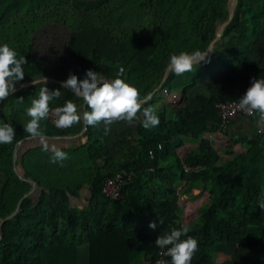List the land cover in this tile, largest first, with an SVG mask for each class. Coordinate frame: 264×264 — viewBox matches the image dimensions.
<instances>
[{
	"label": "trees",
	"instance_id": "obj_1",
	"mask_svg": "<svg viewBox=\"0 0 264 264\" xmlns=\"http://www.w3.org/2000/svg\"><path fill=\"white\" fill-rule=\"evenodd\" d=\"M228 1L0 0V46L7 43L28 61L24 80L16 82V88L44 77L64 82L75 74L83 80L89 69L113 80L123 68L120 78L135 85L143 97L161 84L171 55L208 48L228 17ZM263 22L264 0H239L234 21L209 62L180 76L171 72L161 91L188 92L232 67L238 75L223 81L218 97L193 100L191 105L200 111L184 110V115L168 120L156 109L160 123L151 129L142 126L141 114L135 134L124 139L129 147L122 157L115 156L101 122L88 127L83 145L69 147L65 139L54 137L78 135L84 120L60 130L47 117L40 123L49 144L68 154L62 164L50 162L53 153L25 131L31 119L26 110L30 99L47 86L62 93L50 102V112L69 99L83 112V100L61 85L41 83L0 101V124L11 123L16 133L11 144H0V222L31 192V181L36 184L19 213L2 225L0 264H79L85 245L89 264H131L140 253L154 264L160 249L157 238L183 226L178 191L182 183L188 184L187 194L201 185L211 193L199 218L187 226L188 235L198 240L192 264H210L217 244L264 247V209L259 207L264 198V138L249 142L243 154L234 149L235 141L230 142L224 153L235 157L226 162L217 145L203 138L217 129L210 128V122H220L217 103L241 99L249 81L264 78V66L247 65L260 44ZM50 24L68 30L72 63L50 65L34 56L35 34ZM157 95L143 107L156 108ZM185 138L201 139L199 150L181 152ZM122 170L133 172L135 178L124 188L125 197L113 201L102 188ZM85 189L89 201L81 207L74 199ZM153 222L155 229L149 227Z\"/></svg>",
	"mask_w": 264,
	"mask_h": 264
},
{
	"label": "clouds",
	"instance_id": "obj_2",
	"mask_svg": "<svg viewBox=\"0 0 264 264\" xmlns=\"http://www.w3.org/2000/svg\"><path fill=\"white\" fill-rule=\"evenodd\" d=\"M207 53L197 50L193 53L181 52L170 57L168 69L177 76L191 72L194 65L201 61L209 62ZM28 61L25 56H19L16 50L7 43L0 46V101L17 91L16 82L24 80V65ZM124 69L120 68L117 78L113 80L99 76L97 71H86L83 80L75 74L63 82L62 89H71L74 96L83 100L87 109L78 110V105L69 99L64 106L53 111L57 117L54 121L56 127L67 128L84 120L89 126L103 122L105 134L111 131V125L117 121H126L132 125L138 114H142V126L151 129L159 125L160 120L154 106L143 107L151 99V94L141 96L140 90L125 79L120 78ZM47 82V81H46ZM35 83V81H34ZM61 89L49 90L47 86L39 89L36 98H31L30 107L26 112L31 119L25 125V131L32 137L39 138L45 151H51L52 164L61 163L68 159V154L55 144L50 145L41 127V121L47 119L50 113V102L61 96ZM23 97L19 101L23 103ZM238 108L248 114L259 113V123L264 125V78H253L251 86L238 101ZM15 129L11 123L0 124V144H11L15 137ZM259 207L264 209V198L259 202ZM162 222V221H161ZM149 227L155 229V222ZM189 228L181 226L172 229L169 233L160 235L155 244L161 249H167L171 257V264H191L193 256L198 251V240L188 235ZM182 237H187L182 239Z\"/></svg>",
	"mask_w": 264,
	"mask_h": 264
},
{
	"label": "crops",
	"instance_id": "obj_3",
	"mask_svg": "<svg viewBox=\"0 0 264 264\" xmlns=\"http://www.w3.org/2000/svg\"><path fill=\"white\" fill-rule=\"evenodd\" d=\"M219 27V26H218ZM218 29V28H217ZM37 58H42L46 63H48L46 56H38ZM60 62V61H59ZM57 63H48L50 65H55ZM259 63L264 66V22L262 37L260 39V44L255 48V50L250 54L248 63L255 64L259 66ZM238 75V70L236 67L229 69H224L217 72L216 76L211 79H207L204 82L194 86L190 91L186 92L185 89L180 91L169 93L168 95L164 91H157V105L156 109L165 115L168 120H176L179 116L184 115V110L188 113H194L200 111V107H195L191 105V102L197 97H204L207 99L218 97L220 94V88L223 81L226 78H235ZM247 76V75H246ZM252 81H249L251 85ZM185 94L186 98H183ZM139 119H137L132 125H129L126 121H117L111 125V131L108 132L110 147L115 151V156L122 157L123 152L129 147L123 144L124 139L135 134V129L139 123L141 114H138ZM103 125L104 123L101 122ZM218 125L217 122H210V128H215ZM105 126V125H104ZM216 132V129L204 134L203 138H208V136ZM79 138V137H78ZM72 139H65L61 137L57 139L62 141L65 139L66 142H73ZM258 138H264V125L259 123V113L253 117H240L235 119L228 130L223 133H218L217 138L213 141L217 147L221 150V155L223 157V162L232 160L235 155L225 154V147L232 141H235L234 149L237 150L238 154H243L247 151V144L252 140H257ZM200 141L193 140L191 138H185V145L181 149L182 151L197 152L200 148ZM187 183H182L179 188V194L182 196L181 210L182 219L186 226L193 224L200 216V210L203 206L207 205L203 203V199L207 192L210 190L206 188L205 185L194 187L190 192H187ZM89 193V192H88ZM211 195V193H210ZM74 203L79 206H85L89 201L88 197L81 193L78 198L74 199ZM205 201V200H204ZM206 202V201H205ZM190 209L197 210L194 221H190L186 218L188 216V211ZM86 246V245H85ZM84 246L80 248L82 250ZM88 249V246H87ZM88 263H89V251H88ZM131 264H149L144 255H140L138 259L133 261ZM210 264H264V247L250 246L241 248L232 243H222L217 244L214 247V259Z\"/></svg>",
	"mask_w": 264,
	"mask_h": 264
},
{
	"label": "built area",
	"instance_id": "obj_4",
	"mask_svg": "<svg viewBox=\"0 0 264 264\" xmlns=\"http://www.w3.org/2000/svg\"><path fill=\"white\" fill-rule=\"evenodd\" d=\"M164 93L167 95L169 94L166 90L164 91ZM239 100L240 99H226V100L220 101L219 103L216 104V109H217L218 115L220 117V122L217 125L216 132L211 133L208 136V138H206V139H209L211 141H215L217 138V134L226 132L235 119L240 118V117H253V116H256L258 114V113L248 114L245 111L240 110L238 108V101ZM48 118H49L51 124L54 127H56L54 121L57 119V117H56L53 110L49 113ZM56 128H58V127H56ZM58 129L67 130V129H69V127L58 128ZM150 155H151V159H154V157H155L154 153L150 152ZM149 170L154 171L153 168H150ZM134 178H135V174L133 172L122 170V171L118 172L115 176L107 179V181L105 182V184L102 188V194L106 198L111 199L113 201L121 200L125 197V195L123 193L124 188L127 185L133 183ZM181 197L182 196L180 195L179 206L181 205V203H183ZM196 212H197V210L190 209L187 212L188 216L186 215V218L190 221H194V218L196 216ZM182 224H183V226H186L184 224V222H182ZM166 253H167V249H161L160 248L158 253H157L154 264H168V257L169 256Z\"/></svg>",
	"mask_w": 264,
	"mask_h": 264
},
{
	"label": "rangeland",
	"instance_id": "obj_5",
	"mask_svg": "<svg viewBox=\"0 0 264 264\" xmlns=\"http://www.w3.org/2000/svg\"><path fill=\"white\" fill-rule=\"evenodd\" d=\"M68 37V30L61 26L50 24L43 27L35 34V50L33 52L34 56H46L48 63H57L63 60L67 63H72L71 53L68 48ZM66 144L69 147L81 146L84 144V138L81 136L78 139L73 140V142H67ZM2 182L3 179L0 177V185ZM88 192V189H85L83 192L86 197H88ZM210 198V192H207L205 198L203 199L204 205L209 203ZM137 255L138 256L136 259H138L140 255L142 256L143 254L140 253ZM79 264H89L87 246H84L80 251Z\"/></svg>",
	"mask_w": 264,
	"mask_h": 264
},
{
	"label": "water",
	"instance_id": "obj_6",
	"mask_svg": "<svg viewBox=\"0 0 264 264\" xmlns=\"http://www.w3.org/2000/svg\"><path fill=\"white\" fill-rule=\"evenodd\" d=\"M238 2H239V0H229V1H228V17L226 18L225 21H223V22L219 25V27H218V29H217V33H216V37H215V39L210 43V45L208 46V48H207L204 52H202V53H207V52H208V54H207L208 58L213 54L214 50H215L216 47H217V44L221 41V39H222V37H223V35H224V32H225V30L227 29V27H228V26L234 21L235 14H236V9H237V6H238ZM203 63H204V62L201 61V62L199 63V65H200V64H203ZM170 73H171V71H169V69L167 68V69H166V72H165V76H164L163 81H162L161 84L158 86V88L155 89V90L151 93V98L157 93V91H159L160 89H162V87H163L164 83L166 82L167 78L169 77ZM106 79H108V78H106ZM109 80H112V79H109ZM34 81H35V83H34ZM46 81H47V82H46ZM45 82H46V83L57 84V85H62V84H63V81H59V80H56V79H53V78H50V77H44V78H39V79H35V80H30V81H26V82L22 83L19 87H17V91H16L15 93H17V92H19V91H22V90H24V89H26V88H29V87L35 86V85H38V84H41V83H45ZM67 90H69L70 92H72L71 89H67ZM72 93H73V92H72ZM13 94H14V93H13ZM11 95H12V94H11ZM9 96H10V95H9ZM183 98H184V99L186 98L185 94L183 95ZM83 108H84V111H85V110L87 109L86 105H84ZM88 127H89V125H87V124L84 122V128H83V130H82L78 135H76V136H66V137H63V138H65V139H72V138H78V137H81V136L85 135V133H86L87 130H88ZM60 138H61V137H54V139H56V140H57V139H60ZM19 144H20V143H19ZM16 161H17V151H15V154H14V163H16ZM16 171H17V170H16ZM17 173H18V172H17ZM31 183H32V185H33L31 192H29L28 194H26L25 196H23V198L20 199V201H19V203H18V205H17V208H16L15 212H14L12 215L8 216L7 218H5L4 220H2V221L0 222V231H1V228H2L3 223H4L5 221H7V220H10V219L13 218L15 215H17V214L19 213V211H20V208H21V206H22L24 200L36 190V184H35V182H34V181H31ZM1 239H2V236L0 235V240H1Z\"/></svg>",
	"mask_w": 264,
	"mask_h": 264
},
{
	"label": "bare ground",
	"instance_id": "obj_7",
	"mask_svg": "<svg viewBox=\"0 0 264 264\" xmlns=\"http://www.w3.org/2000/svg\"><path fill=\"white\" fill-rule=\"evenodd\" d=\"M194 210V209H193Z\"/></svg>",
	"mask_w": 264,
	"mask_h": 264
}]
</instances>
